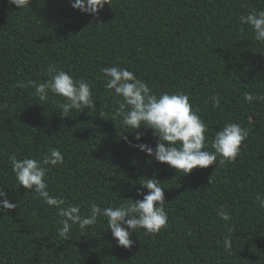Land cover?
Here are the masks:
<instances>
[{"label":"trees","instance_id":"1","mask_svg":"<svg viewBox=\"0 0 264 264\" xmlns=\"http://www.w3.org/2000/svg\"><path fill=\"white\" fill-rule=\"evenodd\" d=\"M108 2L94 16L74 9L72 0H28L21 8L0 0V188L16 203L0 211V264H264V208L257 200L264 199V42L239 19L264 10V0ZM50 65L88 82L96 109L63 116L65 98L35 95ZM111 66L127 68L154 94L188 95L207 126L204 150L214 151L212 140L226 124L246 129L236 159L220 164L218 156L184 175L130 146L155 148L158 137L116 115L122 98L105 88L101 71ZM52 149L64 161L49 166L44 179L49 194L65 200L62 207L78 206L88 216L93 203L140 200L138 191H148L140 183L155 178L164 190L166 226L136 229L130 248L117 246L103 216L60 237L64 218L17 183L9 161L13 154L41 159ZM221 209L230 220L217 215Z\"/></svg>","mask_w":264,"mask_h":264},{"label":"clouds","instance_id":"2","mask_svg":"<svg viewBox=\"0 0 264 264\" xmlns=\"http://www.w3.org/2000/svg\"><path fill=\"white\" fill-rule=\"evenodd\" d=\"M9 3L21 8L28 0H9ZM105 4H109L108 0H72L74 9L94 16H98ZM239 19L241 24H247L253 29L257 41L264 42V10L250 12ZM101 71L106 79L105 88L113 90L116 96L122 98L117 100L116 109V115L122 117V124L132 130L141 127L150 129L153 136L158 137L155 148L145 143L133 145L129 142L130 146L154 156L157 162L166 163L184 175L191 173L195 168L213 165L218 156L220 164L236 159L240 146L248 135L247 130L239 124H226L216 132L212 140L214 151L204 150L207 126L193 110L188 95L169 92L154 94L147 83L127 68L111 66L104 67ZM47 72L50 78L35 85V95L41 100L47 99L49 91L65 98V102L59 105L63 116H68L72 109L80 112L84 109H96L88 82L75 80L69 73L57 69L54 65H50ZM211 99L214 106H219L218 96ZM247 99L250 100L251 96H247ZM99 114L101 117L104 115L102 111ZM135 139L141 140L142 134L136 132ZM9 161L20 186L34 190L45 203L57 208V214L64 218L61 221L63 226L58 229L57 234L64 239L69 238L72 225H78L83 231L86 226L96 224L98 217L103 216L112 237L117 241V246L130 248L133 244L131 236L136 229L142 228L148 233H156L167 224L164 190L155 178H147L140 183L142 188L148 190L147 194L138 191L137 194L142 195V199H126L127 203L104 208L93 203L90 214L81 216L78 206L62 207L65 200L52 196L47 191L44 178L49 166H57L64 161L63 154L58 149H52L41 159H18L13 154L9 156ZM257 200L259 206L264 208V199L258 196ZM15 208L16 203L9 202L7 194L0 188V211ZM217 215L225 221L231 219L230 214L222 209ZM224 247L230 250V240H224Z\"/></svg>","mask_w":264,"mask_h":264}]
</instances>
